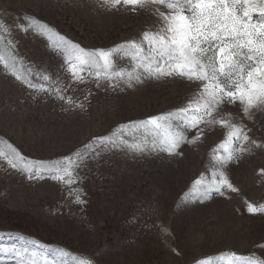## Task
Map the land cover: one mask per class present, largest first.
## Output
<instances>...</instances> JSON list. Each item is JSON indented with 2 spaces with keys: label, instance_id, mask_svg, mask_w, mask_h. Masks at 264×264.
Returning <instances> with one entry per match:
<instances>
[{
  "label": "rangeland",
  "instance_id": "1",
  "mask_svg": "<svg viewBox=\"0 0 264 264\" xmlns=\"http://www.w3.org/2000/svg\"><path fill=\"white\" fill-rule=\"evenodd\" d=\"M24 17L36 18L85 50L112 48L159 23L148 10H107L98 0H0V19L8 25ZM12 37L26 68L67 82L63 55L45 36L13 28ZM88 87L87 109L66 112L61 102L33 92L0 66V148L7 151L11 144L31 159H59L120 125L184 106L197 91L196 83L176 78L123 91L80 85L75 95ZM224 111L242 115L239 104H226ZM244 123L250 135L264 139V115ZM223 138L218 126L206 130L202 141L183 145L179 157L105 153L82 169L84 206L71 202L63 185L49 178L29 181L0 160V243L19 244L23 237L95 264H196L225 251L262 257L264 213H248L245 200L264 203V176L258 174L264 151L245 153L229 164L238 193L214 195L203 204L182 203L201 174L210 176L212 150Z\"/></svg>",
  "mask_w": 264,
  "mask_h": 264
},
{
  "label": "snow or ice",
  "instance_id": "2",
  "mask_svg": "<svg viewBox=\"0 0 264 264\" xmlns=\"http://www.w3.org/2000/svg\"><path fill=\"white\" fill-rule=\"evenodd\" d=\"M107 10L123 7L133 13L148 10L159 23L109 49L85 50L59 35L34 17H24L15 26L0 19V66L7 74L37 94L61 102L62 109L85 111L91 88L75 95L80 85L113 91L132 89L149 80L184 79L196 83L197 91L184 106L167 113L120 125L110 135L93 137L59 159H31L11 144L0 148L4 161L29 181L49 178L64 186L70 201L84 206L82 187L86 169L105 153L123 151L133 156L163 153L183 156V145L202 141L206 130L217 126L224 138L212 150L210 176L201 174L182 203H205L213 196L230 198L238 193L228 166L245 153L264 151V139L250 135L244 120L264 115V0H98ZM13 28L35 31L45 36L63 55L67 82L44 71L24 66L15 54ZM127 61L125 66L120 61ZM35 98V97H34ZM226 104H239L241 116L225 112ZM191 133V135H189ZM264 176V168L258 170ZM250 214L264 213V203L245 200ZM165 237L171 232L158 225ZM19 244L0 243V264L14 259L16 264H95L92 258L72 255L60 247L40 244L20 237ZM264 248V245H260ZM177 255L175 248L172 249ZM196 264H264V254L225 251Z\"/></svg>",
  "mask_w": 264,
  "mask_h": 264
}]
</instances>
